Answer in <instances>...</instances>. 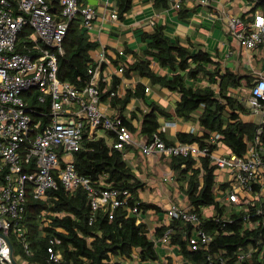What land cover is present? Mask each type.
<instances>
[{"label": "built area", "instance_id": "obj_1", "mask_svg": "<svg viewBox=\"0 0 264 264\" xmlns=\"http://www.w3.org/2000/svg\"><path fill=\"white\" fill-rule=\"evenodd\" d=\"M110 1L105 0L103 11H99L88 0H0V264H35L28 259L33 249L22 225L28 199H46L48 189L56 187L59 180L69 190L85 187L93 209L107 206L113 212L124 205L140 213L137 205L129 203L127 188L95 187L77 171L74 152L98 129L114 133L113 145L119 149L134 145L145 155L210 157L219 175L228 182L226 189L216 192L217 199L237 211H245L246 217L264 214L262 205L255 206V200L264 196V146H260L259 135L248 144L243 156L212 149L210 143L220 137L219 133L210 136L205 144L180 140L168 144L157 133L152 140L143 141L128 128L123 113L113 114L105 104V99L115 91H110V73L103 72L104 44L92 54L87 84L79 87L58 76V54L64 52L63 41L71 22L79 18L90 34L98 16L102 20L118 21V8L113 2L115 6L109 9ZM169 1L180 8L184 0ZM227 17V25L242 47L254 49L264 42L261 10L256 9L250 21L232 13H227ZM122 70L119 66V71ZM30 90L37 92L35 99L46 107L30 103L33 91L26 95L28 99L24 97L25 91ZM262 100L264 75L259 74L248 95L249 106L260 114L258 134L264 124ZM41 213L49 224L48 211L43 209ZM167 213L171 219L183 218L194 224L190 236L193 249L210 243L212 237L202 227L196 212L172 201ZM260 221H249L247 226L256 227ZM148 233L159 246L169 242L171 228L161 237L150 230ZM59 242L57 236L50 237L48 264H68L57 248ZM254 250L255 246L247 252L240 250L237 256L242 260ZM261 256L264 259V245Z\"/></svg>", "mask_w": 264, "mask_h": 264}, {"label": "trees", "instance_id": "obj_2", "mask_svg": "<svg viewBox=\"0 0 264 264\" xmlns=\"http://www.w3.org/2000/svg\"><path fill=\"white\" fill-rule=\"evenodd\" d=\"M133 1L114 0L119 18H124L131 10ZM249 1L253 6L241 15L245 21L253 18L256 9L264 13V0ZM169 2L156 0V5L166 7ZM23 36L24 33L21 34ZM142 40L146 43L143 53L135 52L134 61L120 65L123 67V75L131 76L133 72H137L150 79L154 85L180 92L181 99L175 105L177 116L194 118V112L203 105L198 119L204 134L178 132V140L205 144L204 138H209V132L216 131L221 135L220 140L227 145L229 152L238 155H245L248 144L255 141L257 135L260 146H264V124L262 132L258 134V124L252 126L243 123L238 114L250 108L238 97L228 94L229 87L241 85L243 78H248V75L232 69L222 72L220 64L214 61L208 51L195 50L177 38L168 36L162 25L156 26L151 32H144ZM98 45L81 26L80 19L73 20L63 41L64 52L58 54V76L79 87L87 84L90 78L88 67L93 60L91 51ZM152 60H156L160 67L169 69L170 74L155 71L151 66ZM205 77L209 83L200 84L199 81ZM120 80L121 76L114 75L110 91H115ZM255 80L256 77L253 81L248 79V84L252 86ZM214 83L217 85H213ZM146 87L144 82H138L122 98L116 96L114 103L120 101L122 106H126L132 98L145 99ZM32 91L33 99L30 103L46 107L37 102V92L34 90L25 91L24 97L28 99L26 95H31ZM108 94L110 92L103 97ZM140 111L141 132L148 141L157 133L166 143L175 142L160 130L159 116L162 114L169 117L172 115L169 111L154 103ZM136 117L138 115L133 113V118ZM125 123L132 131L138 129L132 121L125 119ZM113 141L108 142L103 136L86 137L83 147L74 152L77 171L88 177L95 187L127 188L130 191L129 203L137 205L140 211L158 207L155 203L140 198L139 191L146 187V182L137 176L128 163L125 158L126 149L116 148ZM210 146L212 149L217 148L216 143H210ZM262 154L264 156V150ZM170 158L171 167L188 201L186 207L200 216L202 227L212 239L208 245L193 249L190 236L194 224L183 218H172L168 224L158 226L156 235L161 237L171 228L168 243L178 246L182 264H264L261 256L264 245V214L246 217L245 211H237L232 205L221 203L217 199L216 192L226 189L228 182L220 177L217 165L210 157L173 155ZM47 192L46 199H28L27 211L22 221L33 249L29 261L48 264L46 257L50 237L57 236L60 239L57 248L62 251L68 264H124L123 258L134 257L158 262L157 264H174L171 255H161L158 245L148 233L147 224L139 221L137 214L124 205L116 207L113 212L107 206L93 209L85 187L78 186L69 190L60 180L56 187L48 189ZM255 202V206L260 204L264 208V196ZM207 206L212 207L211 212L205 211ZM43 209L48 211L47 216L51 218L49 224L42 218ZM256 219L261 220L256 227L247 226L249 221L255 222ZM252 246H255V250L239 260V251L247 252ZM15 247L20 249L17 245Z\"/></svg>", "mask_w": 264, "mask_h": 264}, {"label": "crops", "instance_id": "obj_3", "mask_svg": "<svg viewBox=\"0 0 264 264\" xmlns=\"http://www.w3.org/2000/svg\"><path fill=\"white\" fill-rule=\"evenodd\" d=\"M102 4L101 0L96 4L99 11L104 9ZM252 6L253 3L249 0H209L208 3H201V0H184L181 7L176 8L171 2L166 7H159L156 5V0H134L131 10L124 18L120 17L118 21L102 20L101 16H98L96 26L90 33V39L96 40L99 45L91 51V54H94L104 44L106 47V62L104 63L103 72L110 73L111 83L114 80V75L121 76L115 94L105 99L109 111L113 114L123 113L125 119L132 121L138 128L133 133L143 141L147 140V137L141 132L142 115L140 110H146L148 105L152 103L172 114L169 117L162 114L159 116L160 130L168 139L178 141V132L204 134V129L199 125L198 119L199 114L203 111V105L194 112V118L185 119L177 116L175 105L181 99L180 92L154 85L150 79L140 73L133 72L131 76H125L123 70L119 71L120 65L135 60V52L143 53L146 43L142 40V34L151 32L156 26L162 25L168 36L177 38L180 42L195 50L208 51L214 61L220 64L222 72L232 69L249 76L243 78L241 85L229 87L228 94L238 97L250 108L245 112L240 111L238 118L248 125L257 124L260 114L254 112L248 104V94L251 87L248 84V79L253 81L259 74L264 75V42L254 49H246L241 46L239 40L231 33L227 25V13L241 16L243 13L248 12ZM182 11L183 13H181ZM152 18H154L153 22H151ZM107 23L110 26H105ZM151 66L161 74H170L169 69L160 67L156 60H152ZM138 82H144L149 87L148 90L145 89V99L132 98L126 106H122L120 101L114 103L116 96L122 98L127 90L134 88ZM199 82L200 84L209 83L207 77ZM213 85L216 86L217 84L214 83ZM133 113H136L138 117L133 118ZM214 133L217 132H209V138H204V142L210 140V136ZM91 135V138L103 136L108 142L115 140L113 133L103 129H98L95 134ZM220 137L214 142V144H217L216 151L228 153L227 145L220 140ZM199 143L202 144V142ZM124 149H126L125 158L128 163L133 167L137 176L146 182V187L139 191L140 198L153 202L158 206L136 213L138 220L145 222L148 229L155 232L158 226L169 223L171 218L167 213V209L172 201L183 206L188 204L184 190L180 187L177 175L171 167L170 157L156 154L145 155L141 148L134 145H126ZM160 163L163 164L161 169L163 174L161 177H156L153 175L155 172L154 166L156 164L161 166ZM158 247L163 257L171 255L174 264L177 260L182 264L183 260L178 252V246L161 243ZM128 259L142 264L158 263L141 260L138 257Z\"/></svg>", "mask_w": 264, "mask_h": 264}, {"label": "rangeland", "instance_id": "obj_4", "mask_svg": "<svg viewBox=\"0 0 264 264\" xmlns=\"http://www.w3.org/2000/svg\"><path fill=\"white\" fill-rule=\"evenodd\" d=\"M113 1L114 0H111L110 2H111V4H110V6H109V9H111V8H113L115 5H114V3H113ZM89 2L90 3H92V4H98L99 2H100V0H89ZM105 2V0H101V3H104ZM139 9V8H138ZM105 26H110V24L109 23H107ZM249 95V94H248ZM161 164V166H159V164H156L155 166H154V168H155V172L153 173V175L154 176H156V177H158V176H160L161 177V175L163 174L162 172H161V169L163 168V164L162 163H160ZM220 177H222V178H224L225 176H220ZM205 211L206 212H211L212 211V207L211 206H207V207H205ZM123 261H124V264H142L141 262H137V261H129V259L128 258H124L123 259ZM176 264H180L179 263V261L177 260L176 261Z\"/></svg>", "mask_w": 264, "mask_h": 264}]
</instances>
